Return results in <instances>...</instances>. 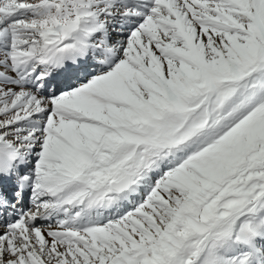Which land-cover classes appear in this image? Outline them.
Here are the masks:
<instances>
[{
    "label": "snow or ice",
    "instance_id": "obj_1",
    "mask_svg": "<svg viewBox=\"0 0 264 264\" xmlns=\"http://www.w3.org/2000/svg\"><path fill=\"white\" fill-rule=\"evenodd\" d=\"M0 264H264V0H0Z\"/></svg>",
    "mask_w": 264,
    "mask_h": 264
}]
</instances>
